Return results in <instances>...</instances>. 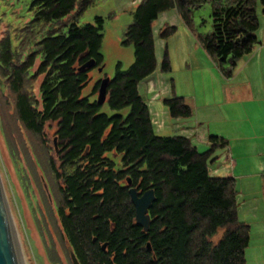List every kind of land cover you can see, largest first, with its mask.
<instances>
[{"label":"trees","instance_id":"obj_1","mask_svg":"<svg viewBox=\"0 0 264 264\" xmlns=\"http://www.w3.org/2000/svg\"><path fill=\"white\" fill-rule=\"evenodd\" d=\"M26 1L25 23L8 24L0 40V83L10 107L2 113L15 120L30 159L15 164L41 240L56 233L70 264H246L250 225L239 218L236 179L212 175L228 140L210 135L200 150L185 136L158 134L138 85L158 69L171 70L167 44L159 67L156 59L160 13L175 9L194 31L193 10L208 3L212 29L195 37L231 79L260 43L257 9L264 15V0H141L121 41L133 46L135 60L126 70L118 62L113 77L103 72L104 18L78 25L94 0ZM175 31L166 24L157 35L166 41ZM105 105L116 113L103 112ZM163 105L174 119L193 114L181 96L164 98ZM9 150L13 157L16 148ZM130 188L139 195L154 191L147 231L136 223ZM45 248L56 251L49 243ZM49 258L61 264L56 255Z\"/></svg>","mask_w":264,"mask_h":264},{"label":"rangeland","instance_id":"obj_2","mask_svg":"<svg viewBox=\"0 0 264 264\" xmlns=\"http://www.w3.org/2000/svg\"><path fill=\"white\" fill-rule=\"evenodd\" d=\"M27 3L28 1L26 0H0V40L8 24H11L14 29L25 23L26 19L29 17V14L26 12ZM119 8V0H94L78 21V25L81 26L87 23H93L97 16H102L104 18L101 53L104 58L103 72L109 77L114 76L118 62L121 63L122 69L126 70L135 60L133 46L123 45L121 42L124 38L126 26L132 21V16L126 11L120 12ZM171 11L172 10L165 11V14H173L175 17L173 16V19H169L170 23H164L163 26L166 24L175 26L176 31L166 41L162 39L164 41L163 47L160 45L157 50V57L160 59L158 60L159 67L164 46L167 44L171 70L169 72H161L159 69L156 70V86L153 90L146 88L144 83H139L138 85V90L148 103L153 116L159 114L162 108L165 109L163 99L172 95L183 96L190 104L193 112H195L196 109L202 108L201 103L203 100L210 102L209 104L211 105L214 101V97L219 95L220 82L217 78L207 73V67L212 68L220 76L222 74L198 45L195 37L197 33L205 34L211 31V6L206 3L193 10L194 31H191L183 24L176 10L174 11L175 13H171ZM257 14L260 24L257 37L260 43L254 47L250 55L244 56L239 60L234 77L238 76L237 79L243 80L244 78H249L250 74H256V79L261 84L264 79V65L262 64L264 62V50L256 53V50L264 47V15L261 12V7H258ZM165 16L166 15H163L161 18L160 16L158 17L154 24L155 29H157V26L166 18ZM167 16L168 19L170 15ZM63 32L66 33L67 29H64ZM158 39L161 38L158 37ZM194 47H199V51H195L196 49H194ZM93 75L96 77L98 73L95 72ZM160 79H162L161 83ZM92 84L93 82L84 90V96L89 94ZM3 89L1 82L0 178L8 202L20 264H52L53 262L49 257L52 258L53 254L58 257L61 264H70L69 258L67 257V247L56 233L51 232L50 235L48 232L50 237H47V240L45 238L41 240L39 237L38 232L40 231L35 225L37 222L35 218H33L34 215H32L31 212V209L34 207L33 204L30 203V197L29 195L27 196L26 186L15 164V159L24 161L25 163H27V161L29 162L30 159L24 153L21 143L23 139L21 140L15 120L12 121L2 113V109L7 105L6 99L3 97V94H5V90ZM151 91L157 93V98L151 99ZM259 105L264 107V102L254 100L247 103L243 108V111L246 112V115L243 116V120H233V122L237 121L234 124L235 126L242 128L245 137H243L241 131H238V137L243 140H231L230 145L232 144L233 147H236L235 154L243 158V160L239 162V167L248 171H255L257 165L256 153L260 149L264 151V139L260 138V135L264 134V113H261L264 109ZM254 106L257 107L258 112L255 113L256 116L251 119L254 115V113H251V109H253L252 107ZM8 108L10 110V107L6 106L7 110ZM204 110L205 109H201L200 113H204ZM103 112L109 115L116 113L110 110L107 105L104 106ZM207 112L209 113V111ZM155 119L158 120V117H155ZM247 119H250L251 122L249 123V121H246ZM173 120L174 118L168 115V119L166 120L168 124L166 125L167 127L162 126V128H159L157 124H155L154 127L161 135H178L180 132L172 125ZM246 125H248V127ZM231 135L232 138H235L234 134ZM29 138L30 142L36 141V137ZM9 145L16 148V153L13 155L14 158L10 153ZM197 148L204 150L206 146L199 144ZM108 156L116 158L113 152L108 153ZM117 161H119V158H117ZM42 181L45 182L43 178ZM238 183V185H240L241 181H238ZM51 238L53 243L51 242ZM48 243L51 244V246L54 245L56 251L52 249L53 254L48 252L45 248Z\"/></svg>","mask_w":264,"mask_h":264},{"label":"crops","instance_id":"obj_3","mask_svg":"<svg viewBox=\"0 0 264 264\" xmlns=\"http://www.w3.org/2000/svg\"><path fill=\"white\" fill-rule=\"evenodd\" d=\"M140 1L141 0H119V11H126L132 16V11ZM174 11L175 10H172L171 13H175ZM163 15H166V18L162 20V23L157 26V29L153 27L157 62L160 60L157 57L158 47H160V45L163 47L164 44V41L157 37L158 31L162 28L164 23H168L169 19H173L174 16L173 14H165V12H162L159 14L160 18ZM167 15H170L168 19ZM194 49H196L195 51H199V47H194ZM262 50H264V47L256 50V53ZM262 64L264 65V62ZM207 68L209 70H206L207 73L217 78L220 82L219 95L214 97V101L211 105L209 104L210 102L203 100L201 103L202 108L196 109L191 117L175 118L172 125L179 130L180 134L178 135L189 138L196 147H198L199 144H203V146L205 145L207 147L208 137L210 135L220 136L228 140L229 146L227 149L220 152L218 161L213 166L212 175L225 176L231 173L235 177L238 190L237 202L239 218L241 221L250 225V241L245 252L246 264H264V151L260 149L256 153L257 165L255 171H248L239 167V162L243 160V158L236 155V147H233L232 144L230 145L231 140H243L238 137V131L242 132V128L235 126L234 124L237 121L233 122V120H243V116L246 115L243 108L247 103L254 100L264 102V79L261 84L257 81L256 74H250L249 78H244L243 80L237 79L238 76L226 79L222 75H218L212 68ZM156 73L157 71L140 83H144L146 88L153 90L156 86ZM161 81L162 79H160V83ZM150 93L152 94V100L157 98L158 95L155 91H151ZM146 104L149 108L147 102ZM259 106L264 109L263 106ZM252 108L251 113H254V115L251 119H253L256 116L255 113L258 112L257 107L254 106ZM201 109H205L204 113H200ZM207 111H209V113ZM149 112L152 117L153 126L157 124L159 128H162V126L165 127L168 125L166 120L169 114L166 108H162L161 112L154 116L150 108ZM261 113H264V110ZM155 117H158V120H156ZM246 121H249V123L251 122L250 119ZM246 126L248 127V125ZM231 134H234L235 138H232ZM260 136V138L264 139V134ZM243 137H245L244 133ZM238 181H241L240 185H238Z\"/></svg>","mask_w":264,"mask_h":264},{"label":"water","instance_id":"obj_4","mask_svg":"<svg viewBox=\"0 0 264 264\" xmlns=\"http://www.w3.org/2000/svg\"><path fill=\"white\" fill-rule=\"evenodd\" d=\"M101 71V68L99 69ZM109 78L106 77L102 80L98 95L97 102L103 104L106 100V87ZM56 142V139H54ZM55 148H56V143ZM130 183V180L128 181ZM44 187L48 192L47 184L43 181ZM129 194L131 201L135 207V219L136 223L144 228L145 231L149 229L150 217L148 210L151 204L155 201V194L153 189L145 191L139 195L136 188H130ZM49 195V193H48ZM50 196V195H49ZM149 247V245H148ZM105 248V244L102 246ZM0 264H20L17 245L14 237V229L8 207L6 195L2 186L0 178Z\"/></svg>","mask_w":264,"mask_h":264}]
</instances>
